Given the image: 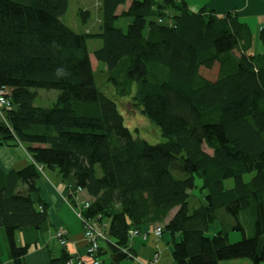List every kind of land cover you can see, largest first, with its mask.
<instances>
[{"label":"trees","instance_id":"16d2710c","mask_svg":"<svg viewBox=\"0 0 264 264\" xmlns=\"http://www.w3.org/2000/svg\"><path fill=\"white\" fill-rule=\"evenodd\" d=\"M124 4L77 8V33L62 21L70 0H0V90L9 103L0 149L24 145L31 157L20 169L0 159V264L3 256L24 264L38 244L48 208L42 171L55 175L70 202L87 196L79 211L83 226L105 232L102 264L131 257L130 230L148 236L156 228L172 238L171 264H261L264 26L262 52L252 54V32L234 14L193 12L181 0H131L118 11ZM88 40L100 42L92 55L121 95L136 63L146 68L134 99L161 142L150 145L124 125L96 84ZM214 65L215 80L200 75ZM38 90L57 92L50 107L35 105ZM195 189L202 200L190 195ZM215 222L219 229L208 234ZM231 232L241 239L230 242ZM71 261L62 249L48 264Z\"/></svg>","mask_w":264,"mask_h":264},{"label":"crops","instance_id":"0c3cea01","mask_svg":"<svg viewBox=\"0 0 264 264\" xmlns=\"http://www.w3.org/2000/svg\"><path fill=\"white\" fill-rule=\"evenodd\" d=\"M179 1V0H178ZM186 2L188 8L196 12L201 8L213 11L218 16H224L228 13L234 14L237 18L246 23L253 35L252 54H260L262 51L261 43L258 40V33L264 26V0H181ZM131 0H125V4L119 8L125 10ZM89 0H76V7H90ZM129 20L120 21L121 26L126 25ZM24 163V162H23ZM27 164V162H25ZM49 179V180H48ZM42 178L40 184V197L47 205V220L43 223L39 231V238L43 239L45 244L50 248L52 259H57L60 255L61 248L57 243L53 244L54 230L58 227H64L68 244L66 251L70 259L85 258L86 244L83 240L82 225L80 228L76 224L77 219L74 211L67 201L66 188L57 182L55 175L50 178ZM82 200L88 199L83 193L80 195ZM76 210V209H74ZM80 223V222H79ZM147 234V233H146ZM168 234H163L161 238L155 239L152 234L147 236L146 241L139 237L129 238L128 250L131 257L120 264H153V255L157 252L158 259L155 264L172 263L171 251L172 242ZM50 242V243H49ZM42 249L43 245L36 247ZM33 249L24 258L26 264H45L44 256L46 254ZM247 263V262H245ZM248 264V263H247Z\"/></svg>","mask_w":264,"mask_h":264},{"label":"rangeland","instance_id":"374dc122","mask_svg":"<svg viewBox=\"0 0 264 264\" xmlns=\"http://www.w3.org/2000/svg\"><path fill=\"white\" fill-rule=\"evenodd\" d=\"M90 4L93 5L94 8H96L98 6V0H89ZM71 6L69 7L68 12L66 13V15H64L62 17V21L71 29H73L74 31H76L77 33H81V31L83 30L82 26L80 25L79 21H78V17L76 15V0H70ZM160 21V20H158ZM87 46H88V50L91 54L90 58H91V65H92V70L93 73L95 75V81L97 86L110 98L112 99L119 111L121 112L122 116H123V120H124V125L131 131V133L133 134L134 137L136 138H140L145 140L148 144L153 145V144H157L159 142L162 141L160 133L158 131V129L143 115L141 109L139 108V106L136 105L135 103V99H134V94H135V90L137 88V84L141 81H146V68L139 62L136 63L135 68L133 70L132 73H130L128 75V79L131 81V87H130V91L128 94L125 95H121L119 94L112 82L111 76L108 73L106 66L102 63L97 62L93 55L92 52L95 49H98L100 47V42L98 40H88L87 41ZM258 51H262V49H258ZM200 75L203 76L204 78L213 81L215 80V78L218 75V67L217 65H214L211 69H204L201 68L200 69ZM57 92L56 91H44V90H38L37 91V98L35 100V105L36 106H41V107H50L52 105V103L55 101ZM5 110V107H3V104L0 105V119L3 120V111ZM26 147L24 145H20L18 144L17 147H10L5 146L2 147L0 149V159H1V165L7 169L10 168H14V169H20V167H23L25 165V162H31V157L29 154H27V152L25 151ZM24 162V163H23ZM54 176L52 172H48V171H42V178H50ZM49 180V179H48ZM230 183V182H228ZM82 193H78L77 196H80ZM202 194L200 193L198 189H195V191H193V193L191 192L190 195L194 196V198H197L198 200H202ZM76 200L74 202H70L69 200V206H71V208L74 211L75 217L76 216V212L79 211V201L82 204V199L80 198H75ZM194 201V200H193ZM196 202V201H194ZM78 206V207H77ZM76 209V210H74ZM76 220V224L77 226L80 228V224L82 225V231H83V240L86 244L85 247V258H87V242L85 240V226H83L82 220H80L79 218L75 219ZM80 222V223H79ZM98 230H100L104 235L105 232L102 230L101 227H96ZM219 229L218 223H212L209 225V229H208V234H213L216 230ZM57 231L59 232H63V234L59 237L57 235ZM40 236V235H39ZM162 237V235H161ZM241 239V234L239 232H231L229 233V241L230 242H236L239 241ZM45 241L43 239H40L38 237V244L39 245H43L42 249H37L36 247L38 246V244L35 247H32L30 251H32L33 249H37V251H40L42 254L46 251V254L44 256L46 263L48 264L51 260H52V254L49 251V247L44 243ZM50 243V242H49ZM56 244L62 249L66 250L67 244H68V240L66 238V230L64 229V227H58L54 230V235H53V244ZM102 245L104 244H108L107 240L104 242V240L99 242ZM28 252V254H29ZM27 254V255H28ZM26 255V256H27ZM99 256V255H98ZM5 256H3L2 260L3 263L2 264H10L7 263V261H4ZM86 260V259H85ZM247 262L248 264H250V262L246 259H238V260H231V261H225L222 264H247L245 263ZM77 261L75 259L74 262H70L67 264H76ZM24 264L25 263V259H24ZM86 264H91L88 260L86 261ZM99 264H102V260L101 257L99 256ZM261 264H264V262H262Z\"/></svg>","mask_w":264,"mask_h":264},{"label":"built area","instance_id":"2783aa9c","mask_svg":"<svg viewBox=\"0 0 264 264\" xmlns=\"http://www.w3.org/2000/svg\"><path fill=\"white\" fill-rule=\"evenodd\" d=\"M5 95H6V93H4L3 91L0 90V105L3 104V107L9 106L8 101L3 98ZM85 206H87V204H85ZM76 216H77V218L82 220L81 211H77ZM62 234H63V232L61 233L60 231L59 232L57 231V235L59 237ZM84 235H85V240L87 242V251H86L87 258H83L81 260H78L76 264H86L87 260L91 264H99V256L97 255V252H98L99 248L101 247V244L99 242L102 240H104V242H105L107 240L106 236L97 228L89 226V225L85 226ZM152 235L155 239H159V238H161L162 233H161L159 228H156L152 231ZM129 236L131 238L139 237L142 241H146V239H147V234H145V233L140 234L133 229L129 231ZM157 259H158V253L156 252L153 255V264H155L157 262ZM168 264H171V263H168Z\"/></svg>","mask_w":264,"mask_h":264}]
</instances>
